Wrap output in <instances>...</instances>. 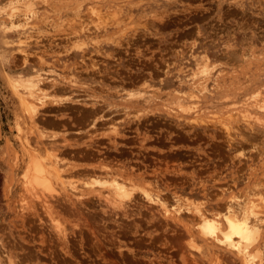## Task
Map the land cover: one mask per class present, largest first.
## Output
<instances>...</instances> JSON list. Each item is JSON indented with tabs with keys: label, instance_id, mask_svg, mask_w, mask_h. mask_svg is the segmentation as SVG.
Instances as JSON below:
<instances>
[{
	"label": "rangeland",
	"instance_id": "obj_1",
	"mask_svg": "<svg viewBox=\"0 0 264 264\" xmlns=\"http://www.w3.org/2000/svg\"><path fill=\"white\" fill-rule=\"evenodd\" d=\"M263 95L264 0H0V264H243L194 209L264 213Z\"/></svg>",
	"mask_w": 264,
	"mask_h": 264
},
{
	"label": "bare ground",
	"instance_id": "obj_2",
	"mask_svg": "<svg viewBox=\"0 0 264 264\" xmlns=\"http://www.w3.org/2000/svg\"><path fill=\"white\" fill-rule=\"evenodd\" d=\"M13 11L14 10L12 9L10 15L11 19L17 17L13 15ZM22 17L25 19H29L31 16L28 15L27 13H24ZM256 94L259 95V93H255V96ZM29 108H31L32 111H34V108L32 106ZM257 110H259L260 117L264 118V99H262L261 102L258 103ZM243 113L245 117L249 119L252 116L248 108L243 109ZM257 122H259V120ZM36 161L39 160L35 159V161H33L34 163L31 166L32 173L34 175L32 181L35 185L42 186L44 187L43 189H45V187H48L50 185L47 186L48 180L42 177L43 174L45 173L39 165L40 162L38 164ZM53 165L55 164L53 163ZM108 175L110 176V174ZM116 178H113L109 180V182H106V184L108 185L106 187L109 188L108 190L109 195L112 198L111 204L117 206L121 204L120 201L118 203V200L131 198L132 193L129 189H131L132 185L128 187L129 184L124 183V181H120ZM46 189L49 190L51 193L54 192L57 193L56 190L52 188H46ZM106 195L108 196V194ZM258 195L259 194H257V198ZM260 195L259 198L261 197ZM240 202L241 201H237L231 198V201L227 203L226 206L223 208L222 213H219L217 215H210V216H206L198 208H195L194 212L198 217L197 226H198L199 235H202L205 238L213 240V242H215L218 246H222V248H225L226 250L232 251L236 256L240 257L243 264H264V257L262 258V255L260 253L262 250H264V243H262L263 241L259 240L261 236H262L261 238L264 237V234L262 233L264 231V217H263L264 213L261 211L262 207H259L252 199H248L243 206L242 204L241 206L239 205ZM261 202L262 204H264V199L262 197H261ZM257 261L259 263H256Z\"/></svg>",
	"mask_w": 264,
	"mask_h": 264
}]
</instances>
